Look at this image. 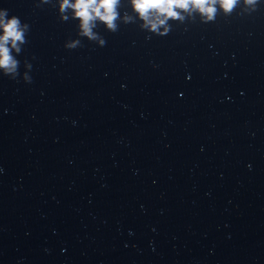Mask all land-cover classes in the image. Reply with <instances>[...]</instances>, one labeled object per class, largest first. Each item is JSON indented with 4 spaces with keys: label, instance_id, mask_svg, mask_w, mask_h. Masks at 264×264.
Here are the masks:
<instances>
[{
    "label": "water",
    "instance_id": "1",
    "mask_svg": "<svg viewBox=\"0 0 264 264\" xmlns=\"http://www.w3.org/2000/svg\"><path fill=\"white\" fill-rule=\"evenodd\" d=\"M37 3L0 0L30 25L0 75V264H264V2L103 47Z\"/></svg>",
    "mask_w": 264,
    "mask_h": 264
},
{
    "label": "clouds",
    "instance_id": "2",
    "mask_svg": "<svg viewBox=\"0 0 264 264\" xmlns=\"http://www.w3.org/2000/svg\"><path fill=\"white\" fill-rule=\"evenodd\" d=\"M131 13L121 15L123 0H38L37 6L53 4L58 8L61 21L78 20L77 36L105 46L106 40L96 29L103 25L109 32H116L119 23H136L140 21L141 30L158 36H165L171 30L170 22L184 24L194 22L213 23L217 16L251 15L258 10L264 0H126ZM239 9V12H237ZM30 25L22 22L16 15L0 8V75L15 79L20 75L22 46L27 43ZM151 39V36L146 37ZM81 39H69L64 47L76 49L81 47ZM23 80L31 83L29 72L32 65L25 60ZM2 171V169H0Z\"/></svg>",
    "mask_w": 264,
    "mask_h": 264
}]
</instances>
